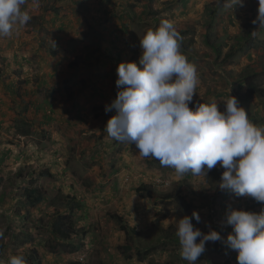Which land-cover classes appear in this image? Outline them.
<instances>
[{"label":"rangeland","instance_id":"374dc122","mask_svg":"<svg viewBox=\"0 0 264 264\" xmlns=\"http://www.w3.org/2000/svg\"><path fill=\"white\" fill-rule=\"evenodd\" d=\"M83 1L27 0L23 7L31 19L14 27L11 36L0 38V261L7 264L9 256L22 254L27 264H190L181 258L180 244L165 235L177 237L176 220L195 211L200 220H192L194 228L205 234L216 231L221 237L206 242L195 264H237V253L227 242L232 227L226 223V212L232 208L259 214L264 202L222 191L214 177L213 185L205 176L173 178L172 168L151 156L142 157L134 144L109 139L104 128L116 111L106 113L105 106L122 87L116 85L118 76L110 81L106 76L119 64L112 62L110 49L117 35L130 40L134 36L138 57L139 39L168 21L186 29L182 38L193 43L185 53L180 51L199 79L190 109L194 103L216 101L223 111L228 95L222 94L231 89L234 95V79L244 67H264V43L256 44L254 63L239 53L223 61L227 48L221 47L216 58L201 41L207 18L193 10L196 7L199 13L203 6L204 11L207 0H193L192 10L188 2L182 7L176 0H121L107 7L113 18L100 19ZM238 5L234 13L244 21L259 0H240ZM228 23L215 17L211 41L234 43L241 30L236 21ZM258 30L252 33L263 39ZM211 56L215 58L209 62ZM50 100L59 107L55 113ZM239 105L248 117L258 112L264 118V98ZM212 169L224 170L219 163ZM210 170L205 166L206 174ZM142 185L150 186L155 196L179 190L193 209L184 212L176 203L137 194ZM25 188L41 189L45 201L25 208ZM67 196L73 197L74 206L67 205ZM69 207H74L73 233L69 240L55 243L50 223L55 212L68 215ZM110 211L138 233L132 234L131 242L108 219ZM27 232L31 241L24 236ZM63 247L73 251L63 252Z\"/></svg>","mask_w":264,"mask_h":264},{"label":"clouds","instance_id":"9594fccd","mask_svg":"<svg viewBox=\"0 0 264 264\" xmlns=\"http://www.w3.org/2000/svg\"><path fill=\"white\" fill-rule=\"evenodd\" d=\"M26 2L0 0V38L11 36L14 27L31 19L23 7ZM238 3L240 0H230L225 8H220L218 14L222 15H216L219 21L222 17L232 21L227 12H235ZM259 5L260 24L256 29L264 33V0H259ZM248 15L250 18L251 13ZM255 39L257 45L260 41L263 44L260 37ZM139 43L140 67L137 63L121 62L116 69V85L122 90L105 106L106 113L116 111L104 128L108 138L134 144L142 157L151 156L161 166L172 168L173 178L187 174L206 177L205 166L210 170L219 163L224 169L218 184L220 190L264 202V125L250 122L245 109L230 94L223 102V111L216 101L199 103L190 109L199 79L195 66L180 52L172 23L163 21L156 29H148ZM250 58L254 63L253 56ZM193 219L200 220L195 211L191 217L176 220L180 255L190 264H195L205 251L206 242L221 239L216 231L205 234L194 228ZM226 223L232 227L227 242L237 253V264H264V209L257 214L229 208ZM7 264L27 261L22 254H16L9 256Z\"/></svg>","mask_w":264,"mask_h":264},{"label":"trees","instance_id":"16d2710c","mask_svg":"<svg viewBox=\"0 0 264 264\" xmlns=\"http://www.w3.org/2000/svg\"><path fill=\"white\" fill-rule=\"evenodd\" d=\"M148 2L152 0H146ZM180 2V5L182 7H185L186 2L184 0H176ZM230 0H215L211 3H207L204 6L203 14L207 18V22L204 23V30L205 33L201 36V41L205 43L208 47H210L213 54H215V57L218 58V56L221 54L222 48H228V51L224 53L223 55V61L228 60L229 58L233 57L235 54V50L238 51L237 53L245 54V58L248 60L247 62L252 61V59L249 57L248 53L257 43V39H255V36L253 35L252 31H254L258 24H260L259 20L257 19L258 16V7H253L251 17L248 20V22L243 26L240 33L233 37L234 44L229 46L226 43H222V45L215 44V42L211 41V35L210 30H212V22L215 20L216 15L219 12L220 8H225L227 3ZM255 21V22H254ZM182 27H175L174 29L178 35L179 38V44H180V51L182 53L186 52V48H191V42L188 40H184L182 38L183 35L186 34L185 31H181ZM182 30H184L182 28ZM221 47V50H220ZM236 48V49H235ZM247 53V54H246ZM214 57V58H215ZM189 59H194L195 56H188ZM216 60V59H215ZM234 84L236 89L234 92V97L237 98L240 102H248L252 98H258L263 99L264 98V68L262 70H257L255 65L248 64L246 67H244V70L234 79ZM233 85V84H232ZM227 96V95H226ZM194 109V107H192ZM250 122H252L254 125L262 126L264 125V118L261 117L260 113L254 112L250 117H248ZM23 135V133L21 132ZM150 157V156H149ZM224 170L221 169H212L207 174L206 177H204L205 182L209 185H213L212 178H217L219 181H221V178L219 176L222 175ZM135 192L137 194H145L147 197L151 198L155 196L153 190L150 186L142 185L138 188H136ZM23 197L25 199L24 206L25 208H32L36 204H39L41 202L45 201L43 192L41 189L32 188L24 189ZM72 198V199H71ZM67 205L74 206L72 204L73 197L69 196L66 197ZM155 200L159 202H173L176 203L179 209L183 210L184 212H188L192 210V205L190 203H187L184 199V197L180 194L179 190L170 191L168 193H165L163 195H157L155 196ZM69 210L68 215H63L60 213L55 212L54 219L50 223L49 232L50 235L53 237L52 241L55 243H58V240L61 241H67L70 239L71 234L74 230V223H73V210L74 207L67 208ZM108 219L112 220L117 226H119V229L124 233L125 239L127 241L133 240V235H137L138 233L135 231L134 228H129V226L126 223H123V217L121 215L116 214L115 212H108L107 213ZM27 232V239L28 241H31L32 236ZM22 234V233H21ZM133 234V235H132ZM166 238L171 243L179 244L178 237H174L173 234L167 233L165 235ZM20 240V239H18ZM17 240V242H18ZM53 242V243H54ZM19 244V242L17 243ZM22 243H20L21 245ZM63 244V243H62ZM126 247V251H127ZM63 252H70L73 251L72 248L66 249L63 247Z\"/></svg>","mask_w":264,"mask_h":264},{"label":"crops","instance_id":"0c3cea01","mask_svg":"<svg viewBox=\"0 0 264 264\" xmlns=\"http://www.w3.org/2000/svg\"><path fill=\"white\" fill-rule=\"evenodd\" d=\"M119 1H121V0H96V2L94 1V0H86V4L88 3V5H89V7H91L92 8V13L93 14H95L96 15V17H99V19L100 18H102V17H112L113 18V12L111 11L112 10V8H107L108 7V5L109 6H111V5H113L114 3H116V4H121V2H119ZM159 1H167V0H159ZM195 1V0H194ZM194 1L193 0H184V2H188V5L190 6V10H192V7H194ZM207 1H210V3L211 2H213L214 0H207ZM207 1H202V2H200L201 4H206L207 3ZM244 1H246V0H244ZM101 5V6H100ZM112 7V6H111ZM203 7V6H202ZM202 7L199 9V13L197 12V9H196V7H194L193 8V10H196L195 12L197 13V14H203V11H202ZM239 6H236V9H237V12H238V10H239ZM118 9H120V10H123V11H126L125 9H122V7L120 6ZM189 10V11H190ZM221 11V10H220ZM88 12H89V10H88ZM130 13H131V15H133V14H135L136 12H135V10L133 11V12H131V11H129ZM228 14H230V16L231 17H233V20L232 21H230V20H228V19H223L224 17H222V20L221 21H223L224 22V20L225 21H227V22H229L228 23V25H230V24H232L234 21H236V25L238 26V29H242V26H244V24L242 23V21H243V19H240V18H238L239 17V15H238V13H234L231 9L230 10H228V12H227ZM220 14H218L217 16H219ZM194 17V16H193ZM245 17H247L246 18V23H247V21H248V18H249V15L248 16H245ZM245 17H243V18H245ZM137 18V17H136ZM244 22V21H243ZM182 29V28H181ZM186 30V29H185ZM134 36H133V38H132V40H130V36L129 37H127V38H124V36H120V35H117V41H115L114 42V45H112V46H114V47H111L110 49H113L114 51H112V53H111V57H114V59L115 60H112V62H116V63H114V64H117V63H121V62H133V63H137V66L138 67H140V65H139V63H138V61H139V58H140V56H141V54H140V50L138 51L139 52V55H138V57L135 55V44H134ZM260 43H261V41H260ZM259 43V44H260ZM262 43H264V38L262 39ZM258 44V45H259ZM260 47V46H259ZM248 54H250V57L251 56H253V61L255 62V59H254V54H256L255 53V51L254 50H252V51H250ZM102 55H106V56H109V54H102ZM137 57V58H136ZM211 58L212 59H214V57L213 56H211L209 59H208V61L209 62H211L210 60H211ZM244 58H245V56H244ZM247 60V59H246ZM245 60V61H246ZM247 62V61H246ZM118 65V64H117ZM264 68V67H263ZM112 72V73H111ZM116 73V69H112V71L110 70V72H109V74L106 76L107 78H108V81H110L111 80V78H116V76H117V73ZM115 74V75H114ZM96 94V93H95ZM229 94L231 95V93H223L222 95L223 96H225L226 97V95H228L229 96ZM97 95H99V93H97ZM221 95V96H222ZM51 96V95H50ZM228 97H226V99H227ZM50 103H51V107H50V110H51V112H53V113H55V112H57L58 110H59V107H58V105L56 106V105H54L53 103H52V100H50ZM200 103V102H199ZM199 103H197V104H199ZM73 105V104H72ZM71 105V106H72ZM196 105V103H194V105H192V106H195ZM65 107L66 108H68L69 110H70V106L68 105V104H66L65 105Z\"/></svg>","mask_w":264,"mask_h":264}]
</instances>
